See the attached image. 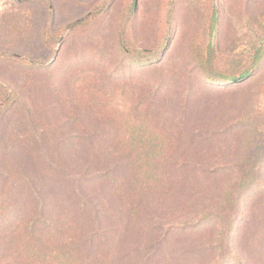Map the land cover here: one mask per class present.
Instances as JSON below:
<instances>
[{"label": "rangeland", "instance_id": "obj_1", "mask_svg": "<svg viewBox=\"0 0 264 264\" xmlns=\"http://www.w3.org/2000/svg\"><path fill=\"white\" fill-rule=\"evenodd\" d=\"M242 1L223 0L231 7L222 14L228 19L210 36L207 16L212 6L220 8L218 0H0V264H16L6 237L8 219L23 216V164L47 203L70 205L72 189L79 190L94 164L92 154L102 156L115 133L69 97L77 72L99 73V83L121 91L143 88L142 96L154 105L160 123L170 127L167 135L178 151L165 166L177 175L179 185L171 187L156 217L148 220L159 226L146 233L159 237L151 245L127 238L126 218L107 197L105 183L86 187V196L104 217L102 248L112 256L122 254L124 264H236L237 254L242 264H264L261 200L239 240L243 218L234 200L243 195L244 210L254 189L234 184L233 198L224 206L219 202L233 179L228 172L264 169V76L258 85L245 78L205 80L190 61L202 52L194 46L204 47V41L218 49L215 73L228 72L233 64L227 58L246 57L245 49L252 54L258 37L249 18L237 10ZM79 20L83 23L69 27ZM120 42L132 49L131 55H122ZM141 49L148 55L138 56ZM52 62L47 70L44 63ZM156 69L170 81L155 80ZM55 82L59 92L53 91ZM245 153L248 160H240ZM16 177L22 179L11 192L8 181ZM9 198L22 205L19 213L8 208ZM183 220L190 225L169 228ZM144 252L150 260L142 261Z\"/></svg>", "mask_w": 264, "mask_h": 264}, {"label": "trees", "instance_id": "obj_2", "mask_svg": "<svg viewBox=\"0 0 264 264\" xmlns=\"http://www.w3.org/2000/svg\"><path fill=\"white\" fill-rule=\"evenodd\" d=\"M218 3L221 4L220 8L212 6L207 16L210 36L215 29L223 27L228 19L225 16L224 21L222 14L231 10V7L226 6L223 0H218ZM237 10L244 12L249 18L254 35L258 37L252 47V54L248 56L249 52L245 49L243 51L246 57L243 55L239 58L236 55L227 58L233 64L228 72L215 73L213 65L217 62L218 49L212 46L210 41H204L206 46H194L195 50L200 48L202 52L196 53L197 55L195 54L190 61L193 66L199 67L197 72L205 80L221 83L227 79L235 81L245 78L246 83L255 82L258 85L264 76V45H259L264 40V0H243L237 5ZM130 11H134L133 7ZM173 15L174 3L170 2L168 18L172 19ZM79 23H83V20L70 23L69 27L74 28ZM119 46L122 55H131L132 49L128 48L125 42H120ZM148 53L146 50H137L138 56H146ZM99 61L104 63L107 59L100 58ZM29 62L34 65L35 61L29 59ZM248 62L249 65H247ZM44 65L42 66L49 70L54 63H44ZM102 72L111 71L104 69ZM157 73L159 76L156 75L155 80L163 83L170 81L163 70ZM99 75L96 72L84 74L77 72L69 83L68 95L75 103L88 109L93 118L108 123L115 129V133L106 144L102 156L97 153L92 154L94 164L85 174L84 184L80 185L79 190L72 189L73 198L70 205L51 206L47 203L46 198L41 194L42 190L35 188L33 178L31 179L23 164V207L13 198L6 200V203L9 202V209H17L18 212L20 207L23 208V216L17 214L11 217L14 221L8 219L11 225L6 240L10 252L16 255V264H124L125 258L122 254L112 256L102 248L101 240L103 243L105 240L104 229L102 230L104 217L101 216L98 205H93L94 201L86 196V187L96 186L98 183H105L107 197L124 214L127 238L135 236L137 238L135 243L139 245L144 242L147 246L159 240V237L153 238L152 233L147 237L146 233L152 226L148 224V220L150 221L151 216L152 219L156 217L155 211L169 198L171 187L179 185L177 175L165 166V163L168 160H174L173 156L178 153L173 147L174 142L170 141L171 135H167L171 129L166 122L160 123L155 113L157 110L153 109L154 105L149 104L145 94L142 96V93H145L143 88L134 87L121 91L112 85L99 83ZM181 78L179 80H182ZM53 91H60L57 82L54 83ZM183 92L187 97L193 94L191 90ZM253 111L255 112L254 109L252 113ZM75 120L79 123L77 116ZM25 154L27 157L30 155ZM248 157L245 153L240 160L247 161ZM262 161H264V155ZM228 173H231L230 177L233 174V179L221 195L219 202L222 206L233 198L231 193L234 184L240 183L245 186V189H254L247 196L249 204L244 210L241 206L243 195H239L234 200L243 218L239 222L241 225L239 240H242V232L254 216V204L257 200H261V204H264V169L234 168ZM170 178L173 184L169 183ZM21 179L16 177L13 182L9 183L11 179L8 181L11 192L17 181L20 183ZM1 210H3L2 207H0ZM212 213L214 214L215 211ZM189 222L184 220L172 222L169 228L183 229L190 225ZM236 226L235 224L234 228ZM152 228H159L158 223H155ZM142 255H144L142 261L150 260L148 252ZM238 256V254L235 255V263L242 264V258ZM129 264H138V262L130 261Z\"/></svg>", "mask_w": 264, "mask_h": 264}]
</instances>
